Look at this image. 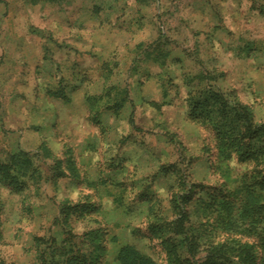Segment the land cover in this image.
Returning a JSON list of instances; mask_svg holds the SVG:
<instances>
[{"label": "rangeland", "instance_id": "obj_1", "mask_svg": "<svg viewBox=\"0 0 264 264\" xmlns=\"http://www.w3.org/2000/svg\"><path fill=\"white\" fill-rule=\"evenodd\" d=\"M214 92L264 124V0H0V163L33 165L0 180V264H169L201 188L257 167L192 116ZM245 226L208 227L193 261L227 239L264 258Z\"/></svg>", "mask_w": 264, "mask_h": 264}, {"label": "trees", "instance_id": "obj_2", "mask_svg": "<svg viewBox=\"0 0 264 264\" xmlns=\"http://www.w3.org/2000/svg\"><path fill=\"white\" fill-rule=\"evenodd\" d=\"M192 110L195 119H201L213 128L223 152L229 151L227 160L231 159L232 154H236L241 162H256L257 167L250 175L245 174L239 179V186L235 190L220 188L211 191L201 188L200 211L198 209L197 212L204 215L208 221L201 223L198 229L185 231H179L178 221L169 224L168 231L182 236L173 241L169 239L163 244L169 264H197L193 260L210 226H213V232L216 233L220 229L234 230L239 223L245 224V236L248 239H257L264 248V124H256L252 111L237 99L231 100L215 92L210 96L202 94L195 97ZM259 166L263 167L258 168ZM32 169V161L27 156L13 154L9 163H0V180L3 178L17 189H21L23 182L18 175L20 172L28 175ZM189 200L190 197L187 202ZM256 244L243 242L241 239L213 243L201 264H264V258L257 253ZM135 257V264H142L141 261L147 260H142L138 255ZM147 264L153 263L149 261Z\"/></svg>", "mask_w": 264, "mask_h": 264}]
</instances>
